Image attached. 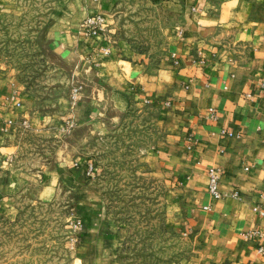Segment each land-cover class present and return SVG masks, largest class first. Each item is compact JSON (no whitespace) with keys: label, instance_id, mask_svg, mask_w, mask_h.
<instances>
[{"label":"crops","instance_id":"1","mask_svg":"<svg viewBox=\"0 0 264 264\" xmlns=\"http://www.w3.org/2000/svg\"><path fill=\"white\" fill-rule=\"evenodd\" d=\"M119 1L51 2L39 36L42 55L73 76L66 86L82 85L66 114L43 111L14 71L0 65V215L15 216L32 185L43 193L63 190L81 220L78 264H123L118 224L95 183L97 166L89 173V160L64 152L35 171L13 165L12 152L60 129L107 135L129 111L145 110L155 114L160 133L147 161L163 180V224L187 242L167 264H264V239L247 235L264 232V0H162L178 17L166 25L157 56L115 38L110 26L107 39L83 32L87 15L111 20ZM18 3L0 0V16L22 9ZM210 166L218 168V194L208 188Z\"/></svg>","mask_w":264,"mask_h":264},{"label":"rangeland","instance_id":"2","mask_svg":"<svg viewBox=\"0 0 264 264\" xmlns=\"http://www.w3.org/2000/svg\"><path fill=\"white\" fill-rule=\"evenodd\" d=\"M18 1L22 9L0 16V65L14 71L38 97L43 111L66 114L73 86L66 82L73 76L51 68L39 44L53 0ZM177 17L162 0H120L108 27L135 50L157 56L165 44L166 25ZM154 118L153 112L133 110L107 135L78 128L34 135L37 145L18 146L11 154L12 164L39 171L51 156L64 152L93 162L106 212L118 224L123 264H167L187 250V242L163 224V180L151 173L147 161L160 135ZM72 206L63 190L43 193L32 185L23 192L15 216L0 215V264H78V240L70 246V237L78 236Z\"/></svg>","mask_w":264,"mask_h":264},{"label":"built area","instance_id":"3","mask_svg":"<svg viewBox=\"0 0 264 264\" xmlns=\"http://www.w3.org/2000/svg\"><path fill=\"white\" fill-rule=\"evenodd\" d=\"M110 23L109 17L103 13H96V14H91V15H87L81 22V27L83 29V32L87 35L90 36H96L99 34H102L104 36L103 39H107L109 37L108 35V25ZM103 52H108L107 46L103 45L101 47ZM261 84L264 86V80L261 82ZM82 85L81 83H75L73 84V86L70 89V97L71 100L74 101L77 96L79 91L81 90ZM13 98H15V96L13 95ZM17 104H20L19 100L16 101ZM209 115L212 118H215L216 115L214 113L213 108H210L209 110ZM22 123H26L25 120L22 121ZM222 133H228V134H232L231 131L225 129V128H221L220 130ZM86 167L88 169V172H92V169L94 167L93 162L88 161L85 163ZM207 176H208V188L209 191L213 194H218V179H219V172H218V168L216 166H210L207 170ZM72 226L74 228L75 232H78L80 230L81 227V220L78 218H73L72 220ZM247 235H256L259 236L260 239H264V232L260 231V230H250L247 232ZM77 233L75 235H72L70 237V246L73 247L74 243L77 239ZM263 246L260 245L259 246V250H263Z\"/></svg>","mask_w":264,"mask_h":264},{"label":"trees","instance_id":"4","mask_svg":"<svg viewBox=\"0 0 264 264\" xmlns=\"http://www.w3.org/2000/svg\"><path fill=\"white\" fill-rule=\"evenodd\" d=\"M119 251H120V247H119ZM120 257V256H119ZM121 259V258H120Z\"/></svg>","mask_w":264,"mask_h":264}]
</instances>
